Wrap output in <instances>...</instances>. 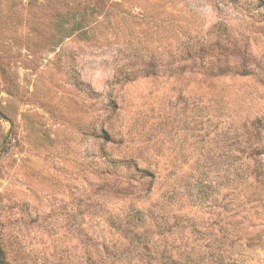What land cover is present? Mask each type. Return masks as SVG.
<instances>
[{
    "label": "rangeland",
    "instance_id": "374dc122",
    "mask_svg": "<svg viewBox=\"0 0 264 264\" xmlns=\"http://www.w3.org/2000/svg\"><path fill=\"white\" fill-rule=\"evenodd\" d=\"M231 252L264 264V0H0V264Z\"/></svg>",
    "mask_w": 264,
    "mask_h": 264
},
{
    "label": "trees",
    "instance_id": "16d2710c",
    "mask_svg": "<svg viewBox=\"0 0 264 264\" xmlns=\"http://www.w3.org/2000/svg\"><path fill=\"white\" fill-rule=\"evenodd\" d=\"M147 75V74H146ZM129 77H131V76H125V79L127 80V79H129ZM249 159H250V157H249ZM249 159H247V161L246 162H248V160ZM248 174H255V176H259L260 174H261V172H257V169L256 170H251L250 171V173L249 172H246V176L245 177H247L248 176ZM248 186V185H247ZM234 186H231V192L233 191L234 192ZM253 195L255 194V191H252L251 192ZM250 193V194H251ZM256 196V195H255ZM237 197V194L236 195H234V196H231L230 197V203L232 204V203H234V199ZM249 199H251V200H254V199H256V198H250L249 197ZM249 199L247 198L244 202H249ZM241 204L243 205V203L241 202ZM255 206H257V204H255L253 207H255ZM246 208H248V209H250L251 207L249 206V207H246ZM256 212V211H255ZM246 213V212H245ZM247 214V213H246ZM261 236V235H260ZM259 238V237H258ZM234 242V241H233ZM241 251V250H240ZM242 255V252H240V253H238L237 254V256L236 257H238V258H240V256ZM235 256H233L232 255V252H231V254H230V257L228 256V261L231 259V261H229L228 262V264H237V258H236Z\"/></svg>",
    "mask_w": 264,
    "mask_h": 264
}]
</instances>
